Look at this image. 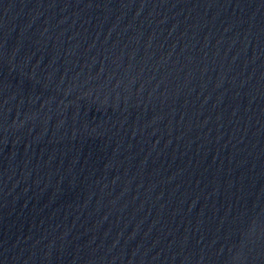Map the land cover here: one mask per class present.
Instances as JSON below:
<instances>
[{
    "label": "water",
    "instance_id": "1",
    "mask_svg": "<svg viewBox=\"0 0 264 264\" xmlns=\"http://www.w3.org/2000/svg\"><path fill=\"white\" fill-rule=\"evenodd\" d=\"M0 264H264V0H0Z\"/></svg>",
    "mask_w": 264,
    "mask_h": 264
}]
</instances>
